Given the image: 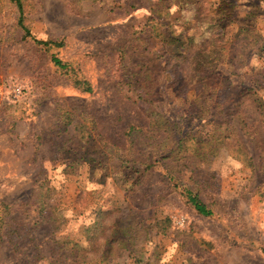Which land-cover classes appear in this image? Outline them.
<instances>
[{
	"label": "rangeland",
	"instance_id": "obj_1",
	"mask_svg": "<svg viewBox=\"0 0 264 264\" xmlns=\"http://www.w3.org/2000/svg\"><path fill=\"white\" fill-rule=\"evenodd\" d=\"M19 2L0 0V264H264V0Z\"/></svg>",
	"mask_w": 264,
	"mask_h": 264
},
{
	"label": "trees",
	"instance_id": "obj_2",
	"mask_svg": "<svg viewBox=\"0 0 264 264\" xmlns=\"http://www.w3.org/2000/svg\"><path fill=\"white\" fill-rule=\"evenodd\" d=\"M18 3H19V6H20L21 4H20L19 0H18ZM20 24H21V26H22V28H23V30L25 32V35H27L29 37H32L31 36L30 29L27 26H24V24L22 23V20H21ZM241 30H244V29L241 28ZM41 43H43L44 45H49V44H51L53 42H41ZM53 44H55L57 46H61V45H63V42L53 43ZM181 54H185V52H182ZM53 61H54L55 64H57L58 66H60L61 69H68L67 71H69L70 66L68 64H62V62L60 60L56 59V58H53ZM214 70H215L214 67L200 64L199 66H195V68H192L191 69V72L192 73H195V74H197V75H199L201 77H204L205 76L206 78L209 79V82H210L217 75V73H215ZM75 84H77L78 86H81L82 85L83 87L86 86L87 87V90L91 91V88H90L88 82L85 81L84 79H79V80L77 79V80H75ZM156 86H157V80H155V88H156ZM131 130H133V128H131ZM182 140L183 139L181 138L178 142L181 143ZM188 197H189V201L192 203V205L195 207V209L197 210V212L199 214L204 215V216H212L213 211L209 208V206L207 204H205L197 196H195V195H193L191 193H188Z\"/></svg>",
	"mask_w": 264,
	"mask_h": 264
}]
</instances>
